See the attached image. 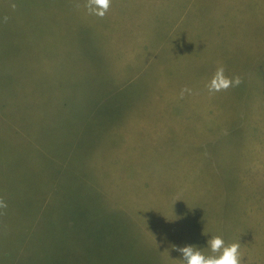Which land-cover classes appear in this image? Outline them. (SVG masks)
Instances as JSON below:
<instances>
[{"label":"rangeland","instance_id":"rangeland-1","mask_svg":"<svg viewBox=\"0 0 264 264\" xmlns=\"http://www.w3.org/2000/svg\"><path fill=\"white\" fill-rule=\"evenodd\" d=\"M86 4L0 0V264H264V0Z\"/></svg>","mask_w":264,"mask_h":264},{"label":"clouds","instance_id":"clouds-1","mask_svg":"<svg viewBox=\"0 0 264 264\" xmlns=\"http://www.w3.org/2000/svg\"><path fill=\"white\" fill-rule=\"evenodd\" d=\"M111 6L112 0H87L86 4L89 14L100 18L105 17ZM12 7L14 8L15 5H12ZM5 20H7V17ZM225 72L226 70L223 66L217 67L207 85L210 93L226 92L230 88L239 87L243 83L239 75L230 77ZM186 92L191 93V90L188 88L182 89L180 93L181 99H183ZM7 206V202L0 197V209H6ZM206 248L209 249V254L193 245L177 248L176 250L181 253L183 264H242L239 243L226 245L221 236H213L207 241Z\"/></svg>","mask_w":264,"mask_h":264}]
</instances>
